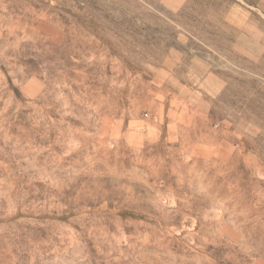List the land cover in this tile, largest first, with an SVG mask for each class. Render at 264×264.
<instances>
[{"label":"rangeland","instance_id":"rangeland-1","mask_svg":"<svg viewBox=\"0 0 264 264\" xmlns=\"http://www.w3.org/2000/svg\"><path fill=\"white\" fill-rule=\"evenodd\" d=\"M0 264H264V0H0Z\"/></svg>","mask_w":264,"mask_h":264},{"label":"bare ground","instance_id":"bare-ground-1","mask_svg":"<svg viewBox=\"0 0 264 264\" xmlns=\"http://www.w3.org/2000/svg\"><path fill=\"white\" fill-rule=\"evenodd\" d=\"M131 65H132V64H131ZM132 66H133V65H132ZM137 66H138V65H137ZM133 68H134V67H133ZM171 79H172V78H171ZM170 81H171V83H172V80H170ZM170 81H169V82H170ZM168 84H169V83H168ZM170 85H171V84H170Z\"/></svg>","mask_w":264,"mask_h":264}]
</instances>
